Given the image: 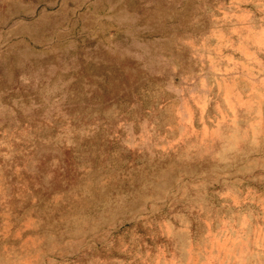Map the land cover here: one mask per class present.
<instances>
[{
  "label": "clouds",
  "instance_id": "obj_1",
  "mask_svg": "<svg viewBox=\"0 0 264 264\" xmlns=\"http://www.w3.org/2000/svg\"><path fill=\"white\" fill-rule=\"evenodd\" d=\"M0 264H264V0H0Z\"/></svg>",
  "mask_w": 264,
  "mask_h": 264
}]
</instances>
